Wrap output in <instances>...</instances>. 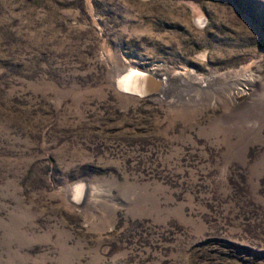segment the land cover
<instances>
[{
  "label": "rangeland",
  "instance_id": "obj_1",
  "mask_svg": "<svg viewBox=\"0 0 264 264\" xmlns=\"http://www.w3.org/2000/svg\"><path fill=\"white\" fill-rule=\"evenodd\" d=\"M0 264H264V0H0Z\"/></svg>",
  "mask_w": 264,
  "mask_h": 264
},
{
  "label": "bare ground",
  "instance_id": "obj_2",
  "mask_svg": "<svg viewBox=\"0 0 264 264\" xmlns=\"http://www.w3.org/2000/svg\"><path fill=\"white\" fill-rule=\"evenodd\" d=\"M119 79V80H118ZM116 85L121 89L122 92H130L138 90V88L144 89L147 86L148 75L138 71H129L127 75L118 78ZM162 83V82H161ZM145 85V86H144ZM159 91L163 90V83L158 84ZM146 89V88H145Z\"/></svg>",
  "mask_w": 264,
  "mask_h": 264
},
{
  "label": "water",
  "instance_id": "obj_3",
  "mask_svg": "<svg viewBox=\"0 0 264 264\" xmlns=\"http://www.w3.org/2000/svg\"><path fill=\"white\" fill-rule=\"evenodd\" d=\"M148 72V71H145ZM148 79H147V86L144 87L143 93L149 92V95H158L159 94V81L162 76L160 74L155 73L151 70V72L148 73ZM159 86V87H158ZM146 88V89H145Z\"/></svg>",
  "mask_w": 264,
  "mask_h": 264
}]
</instances>
